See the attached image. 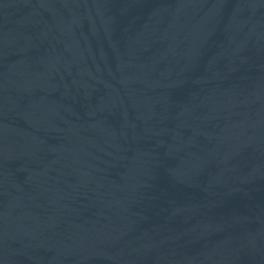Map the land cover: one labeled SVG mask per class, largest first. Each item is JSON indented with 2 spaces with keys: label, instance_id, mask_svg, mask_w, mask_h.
<instances>
[{
  "label": "water",
  "instance_id": "obj_1",
  "mask_svg": "<svg viewBox=\"0 0 264 264\" xmlns=\"http://www.w3.org/2000/svg\"><path fill=\"white\" fill-rule=\"evenodd\" d=\"M0 264H264V0H0Z\"/></svg>",
  "mask_w": 264,
  "mask_h": 264
}]
</instances>
